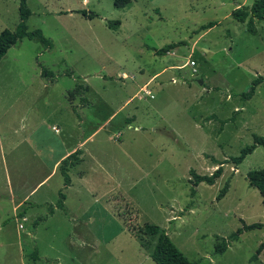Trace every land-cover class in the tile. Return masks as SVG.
Here are the masks:
<instances>
[{
	"label": "rangeland",
	"instance_id": "obj_1",
	"mask_svg": "<svg viewBox=\"0 0 264 264\" xmlns=\"http://www.w3.org/2000/svg\"><path fill=\"white\" fill-rule=\"evenodd\" d=\"M253 1L26 0L28 29L53 46L24 38L0 60V264H155L146 223L165 228L196 264H264V248L251 260L264 226L214 252L241 221L264 223L246 177L264 166V147L237 167L229 160L264 137V81L241 98L264 77V22L252 34L231 15ZM18 6L0 0V31L15 28ZM172 42L171 56L155 53ZM235 110L223 125L203 120ZM77 148L82 162L64 187L57 159ZM211 157L226 161L221 176L191 195L189 170L210 174L219 166ZM59 190L64 209L39 221Z\"/></svg>",
	"mask_w": 264,
	"mask_h": 264
},
{
	"label": "trees",
	"instance_id": "obj_2",
	"mask_svg": "<svg viewBox=\"0 0 264 264\" xmlns=\"http://www.w3.org/2000/svg\"><path fill=\"white\" fill-rule=\"evenodd\" d=\"M131 0H113V4L116 7H124ZM19 19L14 29L4 28L0 31V60L6 54L9 48L14 46L17 41H20L24 38L29 40H36L40 42L45 48H51L53 46L52 40L44 35L40 28H35L32 30L28 29L26 21L28 20L31 12L27 7L26 0H19L18 6ZM83 16L92 17L95 16L94 13H88L86 10L78 11ZM232 17L239 22H246V29L254 34L255 26L254 22L263 21L264 22V0H254L249 7L245 8H236L231 13ZM120 23L119 20L107 21L108 26L114 28ZM215 25V22L211 21L206 24H203L199 27L200 30L210 28ZM176 47V43H168L160 48H156L155 53L158 55H164L168 53ZM42 76H53V71L42 67L41 69ZM264 81V77L258 75L255 77L248 90L241 94V98L247 99L250 98L255 90V87L260 82ZM77 87V85H76ZM239 110L233 111V115L226 120L219 119L215 114H209L203 120H219L221 125H223L228 120H234L235 114ZM222 128L220 127L219 130ZM257 145H261L264 147V137L259 135L253 136V143L250 145H246L240 151V154L237 156L231 157L229 160L233 163L235 167L239 165L246 155L250 154ZM81 153V149H75L67 156H65L59 163L58 169L60 174L63 177V186L67 187L71 183V178L69 175V168L78 164L80 161L79 154ZM209 157V156H207ZM217 165H219L215 170H213L210 174H199L194 169L189 170L190 178L188 182L190 183V194L194 195L196 192L195 187L200 183H206L208 185H212L215 181L221 176L223 172L222 164L226 161H217L215 158H210ZM248 179V184L254 188H256L262 196V203L264 206V166L256 169H251L247 172L246 175ZM229 187V178L226 179L223 186L219 189V192L216 195V199L220 200L227 192ZM58 199L55 204L48 205V212L46 216H40L39 221H43L47 218L48 215H52L54 213L55 208L64 209V199L65 194L59 190L58 191ZM172 221V220H171ZM242 225L237 227L235 231H233L227 238H222L218 243L214 246V252L221 254L223 253L228 244L231 241H235L239 238L240 234L244 231L252 230L255 228H261L264 226L262 222H254L251 224H245L244 221H241ZM144 230L149 234L156 235V241L151 252V258L155 262V264H196L195 262L188 259V257L177 247V245L173 242V240L168 235L165 228L153 223H146L144 225ZM264 248V242L260 243L258 248L256 249L255 254L251 257V260H256L261 250ZM32 256L37 258L36 250L32 252Z\"/></svg>",
	"mask_w": 264,
	"mask_h": 264
},
{
	"label": "crops",
	"instance_id": "obj_3",
	"mask_svg": "<svg viewBox=\"0 0 264 264\" xmlns=\"http://www.w3.org/2000/svg\"><path fill=\"white\" fill-rule=\"evenodd\" d=\"M174 49H175V47L172 49V50H170L168 53H166V54H164V56H171V54L172 53H174ZM170 65V64H169ZM170 67V66H169ZM167 69V68H166ZM159 74H161V73H159ZM159 74H157V76L159 75ZM124 75H126L125 73H124ZM123 75V76H124ZM105 76V75H104ZM127 100H129V98L127 99ZM126 100V101H127ZM125 101V102H126ZM123 105H124V103H123ZM195 119H197V118H195ZM160 120H162L164 123H166V121L165 120H163L162 119V117L160 118ZM85 140H83L80 144H83V142H84ZM11 146H13V149L14 148H17L18 147V145H17V143H13V145H11ZM77 149H80V148H77ZM82 150V149H81ZM73 151V149H71V150H69V151H65V152H63V154L57 159V164L59 165V163H60V161L65 157V156H67L69 153H71V152ZM82 155H83V150H82ZM82 158H83V156H82ZM81 161V160H80ZM80 161L78 162V164L80 163ZM82 162V161H81ZM58 165L56 166V167H58ZM77 165V164H76ZM85 175V174H84ZM83 175V176H84ZM83 176H81V177H83ZM173 218H175V216H173ZM177 218V217H176Z\"/></svg>",
	"mask_w": 264,
	"mask_h": 264
},
{
	"label": "built area",
	"instance_id": "obj_4",
	"mask_svg": "<svg viewBox=\"0 0 264 264\" xmlns=\"http://www.w3.org/2000/svg\"><path fill=\"white\" fill-rule=\"evenodd\" d=\"M191 65H194V61H191ZM26 220V219H25Z\"/></svg>",
	"mask_w": 264,
	"mask_h": 264
},
{
	"label": "water",
	"instance_id": "obj_5",
	"mask_svg": "<svg viewBox=\"0 0 264 264\" xmlns=\"http://www.w3.org/2000/svg\"><path fill=\"white\" fill-rule=\"evenodd\" d=\"M199 83H202V80L201 79H199Z\"/></svg>",
	"mask_w": 264,
	"mask_h": 264
}]
</instances>
